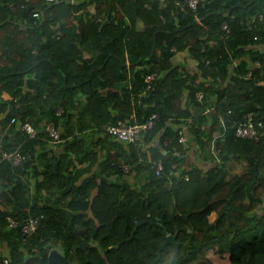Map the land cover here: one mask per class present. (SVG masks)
Masks as SVG:
<instances>
[{
	"label": "trees",
	"instance_id": "obj_1",
	"mask_svg": "<svg viewBox=\"0 0 264 264\" xmlns=\"http://www.w3.org/2000/svg\"><path fill=\"white\" fill-rule=\"evenodd\" d=\"M184 51L194 66L179 58ZM150 73L157 77L149 86ZM248 112L254 139L236 134ZM154 113L137 141L104 129ZM25 122L34 136L20 128ZM185 122L206 169L185 162ZM258 122L264 0H201L196 8L186 0H0L2 252L10 264H47L54 247L65 252L60 264H208L215 249L229 254L228 264H264ZM3 150L25 158L14 164ZM157 158L165 163L160 176L151 165ZM55 185L58 196L45 202ZM31 215L42 221L27 235ZM169 234L178 242L158 257ZM76 244L89 245L92 261Z\"/></svg>",
	"mask_w": 264,
	"mask_h": 264
},
{
	"label": "built area",
	"instance_id": "obj_2",
	"mask_svg": "<svg viewBox=\"0 0 264 264\" xmlns=\"http://www.w3.org/2000/svg\"><path fill=\"white\" fill-rule=\"evenodd\" d=\"M201 0H186L187 4L192 7L196 8ZM37 15V14H36ZM259 17H262V13H258ZM223 28L228 29V25L226 23L223 24ZM260 50H262L263 46H258ZM254 65L256 67H262L261 61L257 60L254 62ZM252 69L248 71L247 76L252 75ZM157 75L156 73H150L146 75L145 80L150 83L156 79ZM199 97L202 98V93H199ZM231 110H228V113H230ZM134 117V116H132ZM159 117V114L154 113L147 119H145L143 122H131V121H124L119 120L117 123H106L104 124V129L107 133L111 134L113 137L119 140H127V141H137L140 140L145 133L147 129L152 128L155 119ZM13 121H15V118H13ZM259 126L264 127V124L262 122H258ZM222 125L225 126V122L222 119ZM186 125L183 124L179 131V140L181 142H187L188 141V135L186 132ZM20 128L22 130H25L26 132L30 133L32 136L36 134V131L34 127L29 123L25 122L21 124ZM48 129L50 130L51 135H53L56 139L59 140L60 134L58 130L55 128L53 124H50L48 126ZM236 134L239 137L242 138H250L254 139L258 137V129L256 127L255 123V112H248L245 119L243 121H240L236 128ZM1 150V147H0ZM3 158H7L11 160L14 164H19L22 162L25 158V156L18 150H10L2 151ZM151 165L155 170V174L157 176H160L165 168V163L163 159L157 158L151 160ZM123 168L125 171L131 170V165L124 164ZM186 178L189 176L186 175ZM9 227H14L17 225L18 220L14 218L13 215L9 216ZM42 221V215H31L30 217L25 218L24 224L22 226V232L24 234H32L41 224ZM3 249H6L4 243L0 241V264H10V256L8 253L2 252Z\"/></svg>",
	"mask_w": 264,
	"mask_h": 264
},
{
	"label": "crops",
	"instance_id": "obj_3",
	"mask_svg": "<svg viewBox=\"0 0 264 264\" xmlns=\"http://www.w3.org/2000/svg\"><path fill=\"white\" fill-rule=\"evenodd\" d=\"M94 7H95V5H94ZM179 58L182 60V62L186 61L187 63H190V64H193V62H195V61L192 60V58L189 57V55H187V53L185 51L181 53V56H179ZM192 66H194V64ZM5 96L8 97V95H5ZM184 125H186L185 127H186V132H187V135H188V141L186 143H183V149L185 150V153H184L185 162L187 163V165L198 164L200 166H206L205 164H207V161H205L203 158L199 157V151L200 150L198 149V147L192 146L189 143V140L192 139V132L190 130L191 127L189 126L190 124H187L185 122ZM145 147L146 146L144 145V148ZM191 147H194V148L191 149ZM212 150L213 151L215 150L214 146L212 147ZM149 158H151L150 155H149ZM149 160H151V159H149ZM115 175H113V176H115ZM58 193H59L58 186H56V185L52 186L51 189L44 191L43 200L45 202L48 201V200H54L58 196ZM212 215L214 217L215 213H212Z\"/></svg>",
	"mask_w": 264,
	"mask_h": 264
},
{
	"label": "water",
	"instance_id": "obj_4",
	"mask_svg": "<svg viewBox=\"0 0 264 264\" xmlns=\"http://www.w3.org/2000/svg\"><path fill=\"white\" fill-rule=\"evenodd\" d=\"M143 222L144 221L138 222L136 224V226L138 227V225H140ZM132 236H134V232H133ZM176 238H177V234H174V235H170L169 234L166 237V240L159 246L158 257L161 255L162 249L166 248L168 243H170V242H178ZM77 246H79V245H77ZM77 246H75V247H77ZM88 247H89V245L85 244L83 246V249L86 250ZM62 257H63V253L58 248H52L50 250V253H49V260H48L47 264H59V261L62 259ZM88 257H89V260L92 261L89 252H88Z\"/></svg>",
	"mask_w": 264,
	"mask_h": 264
},
{
	"label": "rangeland",
	"instance_id": "obj_5",
	"mask_svg": "<svg viewBox=\"0 0 264 264\" xmlns=\"http://www.w3.org/2000/svg\"><path fill=\"white\" fill-rule=\"evenodd\" d=\"M88 8L89 9H93L94 8V5L92 3H90L88 5ZM191 132L193 131L191 128H190ZM190 145L194 146L193 143H190ZM194 147H191V149H193ZM208 163V162H207ZM205 168L207 167L204 166ZM237 168L239 170H242L243 169V165H240V164H237ZM233 172V171H231ZM260 207V206H259ZM257 208V210H259L260 208ZM211 217L213 218V215H211ZM54 248H58L60 251L61 249L59 247H54ZM172 252V251H171ZM208 256L211 258V261L208 263V264H228L230 259H229V254L228 253H219L217 250L215 249H211L208 253ZM190 264H194V263H190Z\"/></svg>",
	"mask_w": 264,
	"mask_h": 264
},
{
	"label": "flooded vegetation",
	"instance_id": "obj_6",
	"mask_svg": "<svg viewBox=\"0 0 264 264\" xmlns=\"http://www.w3.org/2000/svg\"><path fill=\"white\" fill-rule=\"evenodd\" d=\"M77 245H79V246H77ZM84 245H85V244H83V245H82V244H76V245H74V247H75V246H77V247H75L74 250L77 251L79 248H81V249L83 250V252H85L86 255L88 256V249L84 250V249H83V246H84ZM61 252L63 253V257H62V260H63L64 257H65V252H64L63 250H61ZM78 257H79V255H78ZM88 258H89V257H88ZM59 264H60V263H59ZM94 264H96V262H95Z\"/></svg>",
	"mask_w": 264,
	"mask_h": 264
}]
</instances>
